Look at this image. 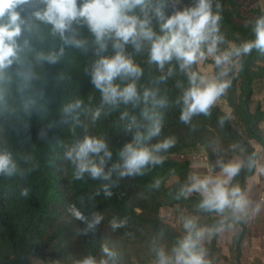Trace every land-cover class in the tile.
<instances>
[{
  "label": "trees",
  "instance_id": "16d2710c",
  "mask_svg": "<svg viewBox=\"0 0 264 264\" xmlns=\"http://www.w3.org/2000/svg\"><path fill=\"white\" fill-rule=\"evenodd\" d=\"M179 2L186 9L198 0ZM81 3L77 0L78 7ZM210 4L213 15L220 17L218 34L224 38L217 55L256 39V23L264 17V9L247 10L252 17L237 24L235 20L242 18L236 0H210ZM45 7L41 0L16 6L26 23L15 38L16 58L0 77V154H10L16 166L12 175L0 174V264H35L37 258L49 264H82L87 258L95 264H160L161 252L175 264L174 250L190 232L196 239L195 232L202 229L209 239L203 244L198 240L195 251H203L207 264H241V244L249 231L246 215L238 216L231 208L223 213L202 208L204 196L188 191L192 185L188 159L203 156L213 176L222 172V164L238 160L240 170L226 187H238L245 195L260 155L264 160V111L260 102L252 108L255 85L264 81V51L253 48L248 54H233L227 63L224 76L229 86L220 98L229 114L213 105L210 114H195L185 123L181 113L183 95L191 87L189 76L200 77L195 65L181 69L173 58L161 70L150 62V41H140L139 50L126 44L123 54L142 74L119 76L113 84L123 90L134 83L138 99L107 103L92 82V72L99 59L116 55L115 38L106 39V50L100 51L95 35L80 21L73 22V31L65 36H74L81 46L67 44L51 24L32 15ZM145 11L153 32L167 34L162 26L173 15L170 0H150ZM129 15L145 19L139 7ZM53 55L54 62L47 59ZM204 60L221 81L216 65ZM145 91L154 94L147 102ZM153 99L164 104H154ZM77 101L78 108L65 112ZM145 109L159 121L160 131L137 142V133L147 137L152 124L143 115ZM97 111L100 115L94 119ZM85 137L103 141L111 153V157L103 152L89 156L97 165L103 158L108 179L88 173L76 178L77 167L66 153ZM165 141L171 145L156 150ZM127 144L147 147L160 162L149 163L139 174L121 176V153ZM72 207L85 219H77ZM162 209L179 214V228L164 221ZM95 215L100 222L90 228ZM189 220L193 229L185 228ZM113 222L119 226L113 228ZM230 227L236 232L224 256L217 245V229Z\"/></svg>",
  "mask_w": 264,
  "mask_h": 264
},
{
  "label": "clouds",
  "instance_id": "9594fccd",
  "mask_svg": "<svg viewBox=\"0 0 264 264\" xmlns=\"http://www.w3.org/2000/svg\"><path fill=\"white\" fill-rule=\"evenodd\" d=\"M29 2L30 0H0V77L3 75V70L9 67L16 58L19 48L15 38L20 36L21 25L26 23L15 11V8L17 5ZM41 2L46 7L32 15L51 24L53 32L59 33L61 39L67 44H73L76 47L81 46L82 42L75 39L74 36H65L66 31H73L71 28L73 22L80 21L86 23L95 35L100 51L106 50V39L115 38L116 42L113 47L117 50L116 55L111 58L102 57L99 59L92 72V82L101 91L103 100L111 104H115L117 100L128 103L138 99L134 83L129 84L123 90L113 84V81L119 76L139 77L142 74V70L123 54V48L126 44L131 43L139 50L140 41H150V62L156 63L161 70L173 58L180 62L181 69H188L191 65L203 61L208 56H212L216 65L220 66L227 64L233 54L237 56L241 53L248 54L253 48L264 51V17H262L256 23V39L254 41L246 42L239 48L217 55L218 44L222 43L224 38L218 34L220 17L213 15L210 0H198L194 7L173 14L162 26V30H168L165 35H157L149 27L150 21L145 10L148 8L150 0H82L79 7L77 0H41ZM138 7L142 12H145V19L129 15ZM205 47L206 51L204 50ZM47 59L54 62L56 56L53 55ZM169 74H171V69H169ZM198 80L199 83H197ZM189 81L191 87L183 95L185 107L181 113V120L185 123L195 114H210V108L229 86L228 81H208L204 77H198L197 73H191ZM150 96L154 97V94L149 91L144 92L146 102ZM153 103L163 105L164 101L157 102L153 99ZM79 106L80 102L77 101L74 106L66 108L65 112H70L73 107L78 108ZM99 115L100 113L97 111L93 118L95 119ZM143 115L152 121V124L148 129L147 137H141L137 133L135 137L137 142L141 139L151 138L160 131L159 121L153 114L145 109ZM170 145L171 141H165L163 144L157 145L156 150L166 149ZM101 152L105 156L111 157V153L107 151V146L103 141L85 137L82 142L66 153L67 158L77 167V179L81 178L84 173L90 174L93 178H109L110 173L104 172L103 158H101L99 165L89 158L90 154L99 155ZM121 156L124 160L123 169L120 172L121 176L139 174L141 169L149 163L160 162V159L154 156L147 147H134L133 144H127ZM240 167L239 163L222 164L221 168L225 179L212 180L206 177L199 180L193 177L195 182L188 191L202 190L204 199L201 207L204 209L214 210L217 213H223L226 208H231L234 212L243 211L247 201L240 193V189L237 187L229 190L226 187L231 178L239 172ZM15 168L10 154H0V174L12 175ZM105 192L107 195H111L107 186H105ZM23 194L26 195V191ZM70 210L77 219H85L75 207ZM100 219L99 215H95L93 221L89 223V227L98 224ZM222 224L223 221H221ZM118 226L117 223L113 222V228ZM194 227L195 225L191 220L185 223L186 229H193ZM219 230L217 229V231ZM204 231L203 229L196 231V239H193L190 232L180 247L174 250L175 264H207L204 260L203 251H195L197 241L204 235ZM104 251L106 254L112 255L107 248ZM160 256V264H172L162 252ZM82 264H95V261L92 258H87ZM101 264H106V262L101 261Z\"/></svg>",
  "mask_w": 264,
  "mask_h": 264
},
{
  "label": "rangeland",
  "instance_id": "374dc122",
  "mask_svg": "<svg viewBox=\"0 0 264 264\" xmlns=\"http://www.w3.org/2000/svg\"><path fill=\"white\" fill-rule=\"evenodd\" d=\"M236 2L242 18L235 20L237 24H245L246 19H250L252 17L247 13V10L254 8L264 9V0H236ZM170 7L173 14H175L177 11L185 10L179 0H170ZM206 60L213 62L216 65L212 56H208ZM193 65H195L197 70L200 72V77H204L208 81H218L212 64L203 60ZM226 65L227 64H222L220 66L216 65L221 81H225L224 69ZM253 102V109L255 108V104L260 102L262 110L264 111V81L255 85ZM214 105L218 106L223 112L229 114V109L226 107L220 97L215 101ZM261 127L264 129V123L261 125ZM256 149L260 152V149L257 146ZM184 159L185 158H176L177 161H183ZM188 160L190 162L192 184L195 182L193 177L199 180H203L206 177L212 180L226 178L222 172L214 176L210 175L206 169L205 158L201 155L189 157ZM233 163H239V161L235 159ZM196 191L202 194V190ZM244 198L246 199L247 204L244 210L237 211V214L238 216L246 215L249 231L241 244V264H264V160L262 155H260L257 161L255 174L247 182V190ZM160 216L166 223L172 225L175 228H179L181 221L180 216L176 211L162 209L160 211ZM235 232L236 229L234 227H230L227 230L218 231L217 245L220 248L222 255L228 256L230 240ZM208 239L209 233L204 232V235L199 238V242L203 244ZM34 262L35 264H49L47 259L41 260L37 258L34 260ZM218 264L226 263L221 261Z\"/></svg>",
  "mask_w": 264,
  "mask_h": 264
}]
</instances>
